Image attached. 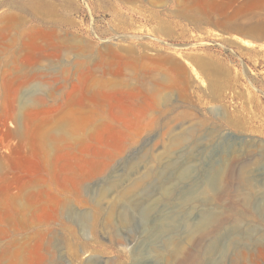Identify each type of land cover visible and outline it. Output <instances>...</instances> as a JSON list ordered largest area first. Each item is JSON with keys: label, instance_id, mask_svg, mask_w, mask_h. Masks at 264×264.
Listing matches in <instances>:
<instances>
[{"label": "rangeland", "instance_id": "1", "mask_svg": "<svg viewBox=\"0 0 264 264\" xmlns=\"http://www.w3.org/2000/svg\"><path fill=\"white\" fill-rule=\"evenodd\" d=\"M258 249L264 0H0V264Z\"/></svg>", "mask_w": 264, "mask_h": 264}, {"label": "bare ground", "instance_id": "2", "mask_svg": "<svg viewBox=\"0 0 264 264\" xmlns=\"http://www.w3.org/2000/svg\"><path fill=\"white\" fill-rule=\"evenodd\" d=\"M174 143H175V142H174ZM259 151H260V150H259ZM258 154H259V153H258ZM260 154H261V153H260ZM261 155H262V154H261ZM256 161H257V160H256ZM257 162H258V161H257ZM223 170H224V169H223ZM219 174H220V173H219ZM219 174H218V175H219ZM222 175H224V171H223V174H222V172H221V175H220L219 178H218L219 182H221V181H220V178H223ZM217 177H218V176H217ZM221 180H222V179H221ZM260 249H261V248H260ZM258 250H259V249H258ZM236 255H237V254H236ZM263 255H264V250H259V251H258V254L255 255V256H253L252 259H251V261H254V260L256 261L258 258L262 257ZM237 256H238V255H237ZM245 256H246V255H245ZM233 257H234V256H233ZM240 259H241V260L243 259V264H246V262H245V261H246V258H243V256H242V258L238 257V259H235V260H236V262H237V260H240ZM253 259H254V260H253ZM232 261H233V260H232Z\"/></svg>", "mask_w": 264, "mask_h": 264}]
</instances>
